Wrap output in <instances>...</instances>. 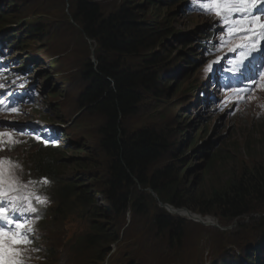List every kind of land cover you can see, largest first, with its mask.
Wrapping results in <instances>:
<instances>
[{"label": "rangeland", "instance_id": "obj_1", "mask_svg": "<svg viewBox=\"0 0 264 264\" xmlns=\"http://www.w3.org/2000/svg\"><path fill=\"white\" fill-rule=\"evenodd\" d=\"M121 1L100 0L106 11H110ZM10 4L13 6L10 7ZM2 8L4 11L1 14L7 12V15L1 19L3 24L0 26L9 29V36L5 37L6 40L8 37L9 42L17 39L20 41L25 37L26 33L22 28L29 21L43 29L35 37H25V45L16 47L14 44L8 50L9 55L14 58L15 67L26 63L30 68H20L21 71L25 69L24 75L33 72L27 75L30 82L14 83L9 86L8 91L15 87H30L38 92V101L44 99L45 102L40 107L44 108L46 114L39 112L36 107H27L25 114L21 115L24 108L10 103L13 101L11 94L2 98L9 102V107L19 109L18 113L4 111L8 116L0 113V120L15 125L12 127L0 124V132L15 133V139L21 141L15 145H0V158H10L14 164L19 165L17 175L9 173L12 180L19 181L15 185L19 189L18 193L36 192L46 195L51 192L53 197L60 176L64 178L76 172L73 167L66 168L57 162H64L69 156L84 164L77 167V172H85L92 187L99 189L103 186L105 189L109 167L106 147L103 146L106 119L88 112L79 101V96L87 85L86 61L88 58L95 59L91 43L79 28L71 24L66 14V0H3ZM163 11L171 12L169 24L175 33L179 31L180 34L187 35L200 27L206 30L212 54L208 57L205 48L197 42L186 46L181 40L167 36L157 50L170 56L168 68L174 74L170 78V87L173 89L162 97L143 93L145 96L142 102L122 119V127L127 132L142 126L181 127L186 131L183 139L194 138L199 145H207V151L216 156L212 167H207L210 170L204 178L205 183L201 171L191 178L195 187L202 182L199 187L201 189L198 190L200 194L209 186H215L217 179L229 178L234 171L241 176L246 170L249 172L264 164V99H261V95H264V83L253 91L252 97L245 104L235 103L229 90L223 91L217 87L214 78H210L211 73L207 79H203L201 74V69L210 60H216L215 66L211 68V71H216L220 55L232 46H221L224 25L220 18L216 15H202L195 10L190 12L179 2ZM18 31L16 35H11ZM8 44L10 46L11 43L6 45ZM190 46L195 53V61L188 65L190 75L188 73L179 80L178 74L186 69L182 63V53L190 54ZM58 54L65 55L59 57ZM1 60L2 57L0 63ZM128 61L141 64L140 60ZM0 77L9 76L0 72ZM191 84H195L197 89L183 94V90ZM56 90L58 94H48L49 91ZM62 90L63 93H60ZM204 90L215 97L213 103H206L208 97ZM205 126H208V131H203ZM25 128L33 132H24ZM47 130L54 134L61 147L48 145L51 141L48 140ZM45 140L48 141L47 144L44 143ZM83 144L85 149L81 150ZM187 146L190 147V143ZM202 160L197 157L196 165ZM205 162L206 160L202 164ZM46 174L53 180V185L49 187L38 178ZM29 181L36 183L29 184ZM258 204V201L252 203L254 209L258 208ZM254 209L235 220L219 219L220 224L227 228L225 230L182 218L186 223L178 242L176 239L169 242L170 232L157 231L151 226L152 210L144 215L128 211L114 218L122 241L111 245L112 253L104 262L101 258L108 246L103 249L88 246L87 250L76 252L73 243L67 242L80 227H88L87 225L81 224L80 219L73 220L71 217L70 223L60 224V216L56 215L53 220V212L49 209L46 219L37 229L36 246L33 244L27 247L28 251L24 256L28 259L42 257L35 264H223L219 262L218 256L224 263L226 261L227 264H232L230 257L239 250L243 252L254 245L264 230V210ZM181 213L186 215L185 211ZM99 252L101 254L98 255Z\"/></svg>", "mask_w": 264, "mask_h": 264}, {"label": "trees", "instance_id": "obj_2", "mask_svg": "<svg viewBox=\"0 0 264 264\" xmlns=\"http://www.w3.org/2000/svg\"><path fill=\"white\" fill-rule=\"evenodd\" d=\"M177 1L122 0L106 11L100 0H66L68 18L74 20L94 46L96 63L91 58L86 61L87 85L79 101L88 112L106 119L103 146L109 164L105 189L103 186L92 187L86 173L82 172L76 178L60 181L55 190V206L60 205L63 210L55 206L52 210L62 211L65 214L62 220L79 217L88 225L67 241L73 243L76 252L88 248V242H95L99 248L119 242L120 234L113 217L127 210L139 214L154 210L151 226L157 231H169V242L174 239L178 242L186 221L160 208L146 188H151L163 202L188 206L202 214L212 213L227 220L253 211L255 201L259 204L254 210H264V164L249 172L246 170L241 176L234 171L229 178L217 179L215 186L198 194L202 182L195 187L191 178L201 171L205 183L204 178L210 170L207 167H212L215 160L208 158L207 145H199L194 138L183 139L186 131L181 127L155 125L134 132H127L122 127V119L142 102L143 93L162 97L173 89L170 78L174 74L168 68L170 56L157 50L167 36L181 40L186 46L196 42L204 47L207 44V32L202 27L187 35L175 33L170 28L171 12L163 9H170ZM186 2L188 0L180 1ZM2 7L3 0H0V11H4ZM3 17L5 15L0 14V18ZM24 29L33 37L43 30L32 23ZM6 32L0 28L2 36ZM188 50L190 54L182 53L186 69L178 74L179 80L187 73L188 65L195 61L192 46ZM128 60H140L141 64ZM194 88L197 86L191 84L183 94ZM189 143L190 147L187 146ZM197 157L206 158V162L197 166ZM74 163L69 160V164ZM100 194L103 205L99 203ZM84 232L87 233L81 235ZM255 242L243 252L239 250L233 254L231 263L264 264V230ZM217 258L227 264L219 256Z\"/></svg>", "mask_w": 264, "mask_h": 264}, {"label": "snow or ice", "instance_id": "obj_3", "mask_svg": "<svg viewBox=\"0 0 264 264\" xmlns=\"http://www.w3.org/2000/svg\"><path fill=\"white\" fill-rule=\"evenodd\" d=\"M193 3L198 4L200 10L220 18L228 34L227 39L220 38L222 47L229 43L234 33L244 35L245 39L242 42L228 49L231 52L241 49L239 58L232 61L234 65L242 64L243 60L257 48V44L264 41V19L258 14L261 11L258 6L264 5V0H193ZM211 67L210 64L209 70ZM0 88H3L2 84ZM10 103L15 105L17 101L13 100ZM0 111L18 113L19 109L15 106L9 107V102L0 99ZM0 124L15 127L14 124L3 120H0ZM36 138L39 139V137ZM20 142L15 139V133L0 132V145H15ZM44 143L47 144L48 141L45 140ZM18 167L19 165L14 164L10 158H0V264H25L23 257L28 251L27 246L33 243L29 235L33 231L30 226L32 221L27 214L37 212L36 207L32 205V198L34 197L37 203H47L46 198L35 194L9 195L11 191H19L15 187L19 181L9 177L10 169ZM42 182L49 183L46 177ZM20 200L24 201L22 207L16 204V201ZM5 203L10 207H6Z\"/></svg>", "mask_w": 264, "mask_h": 264}, {"label": "water", "instance_id": "obj_4", "mask_svg": "<svg viewBox=\"0 0 264 264\" xmlns=\"http://www.w3.org/2000/svg\"><path fill=\"white\" fill-rule=\"evenodd\" d=\"M165 207H166L167 209H169L170 211H171V209H172V207L169 206L168 204H165Z\"/></svg>", "mask_w": 264, "mask_h": 264}, {"label": "bare ground", "instance_id": "obj_5", "mask_svg": "<svg viewBox=\"0 0 264 264\" xmlns=\"http://www.w3.org/2000/svg\"><path fill=\"white\" fill-rule=\"evenodd\" d=\"M187 215H189V214H187V213H186V215H185V216H187ZM207 219H210V218H207Z\"/></svg>", "mask_w": 264, "mask_h": 264}]
</instances>
